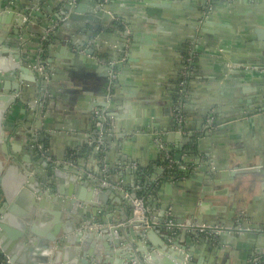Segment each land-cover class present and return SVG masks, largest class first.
<instances>
[{
	"label": "crops",
	"instance_id": "crops-1",
	"mask_svg": "<svg viewBox=\"0 0 264 264\" xmlns=\"http://www.w3.org/2000/svg\"><path fill=\"white\" fill-rule=\"evenodd\" d=\"M79 1V12L86 11L89 4ZM89 1L110 7L102 11L108 26L101 24L91 41L93 25L76 20L84 13L72 20L69 11L63 15L66 0H37L31 13L27 3L33 0H16L19 12H3V32L12 38L9 51H18L26 66L46 71L47 77L40 91L11 71L0 72V94L6 90L7 99L17 97L21 85L28 98L11 104L3 125L0 217L8 213L6 195L19 209L27 200L17 185L28 166L39 174L53 173V182L46 179L44 186L52 182L59 193L69 192L66 176L82 177L86 186L88 179L101 182L95 200L99 212L73 206L96 222L106 219L107 225L125 228L133 197L143 196L150 229L161 237L168 234V240L195 231L192 226L226 228L215 236L181 237L194 262L253 264L264 255V0H191L185 6L172 0ZM16 14L24 16L21 27L12 23ZM74 44L99 54V70H88L84 59L73 60ZM189 56L191 72L184 78ZM33 100L36 104L29 106ZM101 111L106 120L97 150L94 120ZM35 148L44 149L40 156L47 162ZM71 155L78 177L62 167ZM15 217L4 224L11 231L25 226ZM51 219L46 214L28 225L48 231ZM61 223L63 228L70 224L64 213ZM233 227L245 233H227ZM10 234L5 230L2 237L9 249L21 244ZM129 246L136 254L149 242L135 238ZM28 248L33 249L22 246L17 258ZM110 258L108 264H120L118 257ZM0 264L5 259L0 257Z\"/></svg>",
	"mask_w": 264,
	"mask_h": 264
},
{
	"label": "water",
	"instance_id": "water-1",
	"mask_svg": "<svg viewBox=\"0 0 264 264\" xmlns=\"http://www.w3.org/2000/svg\"><path fill=\"white\" fill-rule=\"evenodd\" d=\"M172 1L185 6V4L191 0ZM80 2L81 1H78L76 4L65 2L63 5V15H66L69 11L70 15L68 19L72 20L75 19L73 15L76 13H84L82 18H76V20L89 22L93 25V29L90 32L91 38H89L91 41V39L93 40L94 38L93 35L95 32L103 28L102 26H108V21L102 20V11H110V7L101 6V2L84 0L82 2L86 5L88 3L89 7L86 11L79 12L77 7ZM200 2L204 3V0H200ZM37 5V0L28 2V12L31 13V10ZM17 7L16 0H0V72L5 70L11 71L17 76L18 80L21 82L24 80L31 86H35L36 84L41 91L45 86L43 79L47 77L46 71L42 74L32 71L25 65L24 61L20 59L18 51L16 52L14 49H12L13 51H9L11 49L12 38L6 37L3 32L4 29L1 26L2 17L6 16V14L3 13L5 9L17 13L20 11V8ZM33 11L32 13H34ZM26 13L27 11L24 12V14ZM23 17L24 16L16 14L12 23L17 25V27L23 26L25 24V21L22 22ZM133 40H137V38H133ZM134 43L129 49L130 57L133 54V50L136 48V43ZM126 44L127 43H124L122 46V51L126 50ZM73 49L77 50L73 60L76 58H80V60L84 59L85 67L88 70L96 71L97 68V70H99L96 58L99 54H95L92 50H85L84 48L75 46V44L73 45ZM66 59L67 58L64 60ZM21 88V85L16 88L18 93L17 97L7 99L5 94L6 90L3 91L4 95L0 94V143L3 141L5 142L7 139L2 132L4 128L3 125L6 123V115L9 111L12 112L13 109L11 104L15 103L18 99H28L25 92L20 91ZM34 97H37V94H34L32 99H34ZM3 102L4 104H2ZM31 104L35 105L36 100L30 102L29 106H31ZM33 112L35 113L34 110ZM35 149V151H37V148ZM42 152H44V149L38 150L37 157L42 158L43 161L47 162V160H44L45 157L40 156ZM179 155L180 154H177L176 158H179ZM73 157L74 156L71 155V158H68L67 160L69 163L64 164L62 167L67 171V175H75L78 177V172L73 170ZM46 162L45 164H47ZM50 165L53 167L55 164ZM38 166H40V162L38 163ZM33 171L34 170H32L31 167H24L22 170L23 179L21 182L19 181L20 183L17 185L19 187H17V193H19V196L22 198L25 196L27 198V200L20 205L21 209L13 204V201H16V199L11 202L6 195V209L8 213L1 212L0 257L5 259L6 264H108V262L111 261L110 257L112 256L118 257L120 259V264H198L192 259V252L189 251L186 246L181 244V237L185 236L186 233L192 237L197 232L183 231L184 233L181 232L178 237H173V239L168 240V234L161 237L159 233L150 228L138 231L135 230L132 225H127L125 228H122L121 226L107 227L108 221L106 219L101 222H96L94 221V217L92 218L89 215H85L84 211L80 210V208L82 209L86 206L95 207L98 212L102 209V207L99 208L95 203V200L99 199L96 189L101 186V182L88 179L87 187L84 184L85 181L82 177H78V180L76 179V181H73L69 180L68 176H66L63 177V179L65 180L64 183L69 185V192L59 193V191H54V189H52V182L54 179L53 173L49 172V175H47L45 172L39 174L38 172ZM56 173L57 172L55 171L54 174L56 175ZM98 178H101V176ZM46 179H48L47 181L49 182L52 181L48 185V189L44 186ZM87 188L89 190H87ZM85 189L86 193L88 191L87 197L83 195ZM51 194L52 197H50V199L51 201L53 200L52 202L56 205L53 211L48 207V197ZM133 198H135V196ZM75 204L80 208H73ZM22 209L24 211H22ZM63 213L68 219H70V224L67 228H63L64 226H62L61 223ZM46 214L52 217L50 224H52L53 227L51 230L49 229L46 231L45 229L44 232H39L28 225L34 219L35 221L42 219ZM15 216L24 221L25 226H14L12 227L14 230L11 231L4 226V224H6L5 221H7L8 218H12V220L15 221ZM123 221L126 220L123 219ZM98 225L100 226L98 227ZM172 227L175 231L176 226L173 225ZM244 229L245 228L233 227L231 230L227 231V233L237 232L242 235L245 233ZM5 230L10 231V238L20 241L21 244L16 242L11 249L7 248L6 239L2 238L4 237ZM157 237L160 240L157 241ZM135 238H146L149 242V248L145 250H137L136 254L132 252L129 244H134ZM113 239H116L117 241L113 242ZM203 241L207 243L210 242L209 239ZM26 244L33 247V249L30 250L28 248L26 255L17 258V251ZM112 244H114V248L116 249L114 252L111 251L113 248Z\"/></svg>",
	"mask_w": 264,
	"mask_h": 264
},
{
	"label": "built area",
	"instance_id": "built-area-1",
	"mask_svg": "<svg viewBox=\"0 0 264 264\" xmlns=\"http://www.w3.org/2000/svg\"><path fill=\"white\" fill-rule=\"evenodd\" d=\"M79 0H66V2H68L69 4H76ZM191 62H192V57L189 56L186 59V64L183 70V77L186 78L188 75H190V67H191ZM39 70H42V67L39 68ZM115 77V74L112 73L111 74V79H113ZM186 80L181 81V85H185ZM106 112L101 111L100 112H96V117L94 120V125L98 131L99 134V142L98 145L96 146L97 150H100V146L99 143L101 142V135H102V131L104 128L103 122H105L106 120ZM127 225H132L137 229H146V228H150L151 224L148 220V215H147V209L145 207V199L143 196H139L133 199L132 201V216L130 218V220L128 221ZM107 227H110V225H107ZM193 230H195L199 235H203V236H215L220 234L221 232H224L226 228H224L223 226H219V225H198V226H192L191 227ZM264 260V255L258 256L254 259V261L252 262L253 264H256L260 261Z\"/></svg>",
	"mask_w": 264,
	"mask_h": 264
}]
</instances>
